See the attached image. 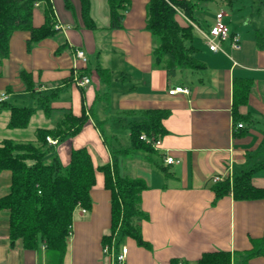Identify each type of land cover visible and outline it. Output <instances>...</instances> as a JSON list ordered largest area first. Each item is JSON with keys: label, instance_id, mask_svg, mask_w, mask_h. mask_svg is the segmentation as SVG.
<instances>
[{"label": "crops", "instance_id": "0c3cea01", "mask_svg": "<svg viewBox=\"0 0 264 264\" xmlns=\"http://www.w3.org/2000/svg\"><path fill=\"white\" fill-rule=\"evenodd\" d=\"M51 2L58 32L29 45L31 33L16 31L0 75V92H9L8 101L33 102L37 107L35 98L40 93L49 96L51 111L37 108L25 129L9 128L10 112L0 111V143L20 141L35 117H46L49 126L36 127L30 141L39 129L56 128L65 115L81 117L86 111L88 119L80 132L55 149L60 162L67 165L72 149L86 147L100 168L112 163L106 129L116 140L114 152L129 149L130 126L144 121L149 110H166L160 150L118 158L124 174L147 184L140 206L147 218L140 226L149 246L127 237L123 242L129 249L126 264H200L205 254L215 252L230 253L232 264H264V198L237 200L232 192L217 198L212 183L215 176L230 171L234 176L264 163V3L235 0L227 5L229 11H224L225 5L211 15L198 11L197 26L205 31L216 14L224 12L240 47L235 49L227 39L220 44L222 51L212 52L195 29L197 57L205 68L185 70L169 79L153 61L157 38L146 27L149 0H131L120 29L110 28L107 0H91L94 29L85 25L80 0H70L72 8L66 0ZM45 22V7L39 5L33 26L39 28ZM73 47L83 49L89 58L87 64L76 65L79 72L88 68L92 80L84 90L74 83ZM93 54L97 55L94 65ZM99 67L109 72L110 82L105 83ZM23 74L31 77L36 97ZM246 83L248 94L241 101L238 92L244 91ZM177 86L188 88L189 94L170 95L169 90ZM239 123L244 128L237 129ZM121 130L126 144L117 138ZM169 156L174 163H165ZM96 175L93 207L85 213L82 208L75 211L64 264H109L103 237L111 232L112 196L104 173L97 170ZM251 180L264 189V166L252 173ZM10 186L11 172L3 171L0 198ZM255 248L261 252L251 255ZM0 264H50L42 248L27 250L20 241L11 242L7 211L0 213Z\"/></svg>", "mask_w": 264, "mask_h": 264}, {"label": "trees", "instance_id": "16d2710c", "mask_svg": "<svg viewBox=\"0 0 264 264\" xmlns=\"http://www.w3.org/2000/svg\"><path fill=\"white\" fill-rule=\"evenodd\" d=\"M80 1L85 25L94 29L96 24L91 17V0ZM212 1L215 0H149L146 27L157 38L153 61L166 71L169 79L185 70L205 68L197 57V31L190 22L198 25L196 13L203 11L204 5ZM234 1L217 2L232 5ZM258 1L264 3V0ZM107 2L110 28H122L131 0ZM36 3L45 7L46 22L39 28L33 26ZM66 5L72 8L70 0H66ZM56 26L51 0H0V75L2 63L9 56L10 39L16 31H29V45H32L55 35L58 32ZM86 69L80 71L90 76ZM98 71L105 83L110 82L107 70L99 67ZM23 78L34 95L31 77L23 74ZM248 89V83L244 85V91L239 89L241 101L248 94ZM6 93L9 94L8 91ZM36 95L37 107L19 106L8 100L0 102V111L10 112L9 128H27L37 108L47 113L51 111L49 96ZM168 114L166 110L147 111L144 121L130 126L131 147L116 152L110 147L112 163L100 168L95 167L86 147L72 149L67 165L60 162L55 149L58 143L80 132L88 119L86 111L81 117L65 115L54 129H39L34 141L3 140L0 143V174L11 172V186L9 193L0 198V213L8 212L11 242L20 241L27 250L42 248L50 264H64L68 242L73 234L74 213L78 208L92 209L91 191L96 185L99 170L104 173L105 186L112 196V227L110 234L103 237V246L112 244L114 240L119 245L127 237L135 239L140 246H149L142 238L140 226V222L147 218L140 207L141 194L147 189V184L142 179L124 174L118 158L119 155L125 157L137 152H157L140 137L142 133H147L162 138L166 134L162 120ZM48 138L57 140V144H51ZM262 166L264 163L235 174L232 182L226 179L215 184L217 198L232 192L237 200L263 199L264 189L255 187L251 180L252 173ZM259 252L255 248L251 255ZM200 264H232V258L226 252L208 253L201 258Z\"/></svg>", "mask_w": 264, "mask_h": 264}, {"label": "built area", "instance_id": "2783aa9c", "mask_svg": "<svg viewBox=\"0 0 264 264\" xmlns=\"http://www.w3.org/2000/svg\"><path fill=\"white\" fill-rule=\"evenodd\" d=\"M40 3H36V7L39 6ZM225 14L224 12H219L215 16L214 23L208 28V30H202L200 29L196 24L190 22V24L197 29L201 35L203 36L205 43L207 44L208 48L212 52H218L222 51L221 43L226 41L227 39L232 40V46L235 49H238L240 47L239 45V39L237 35H232L229 29V26L226 24L224 20ZM72 56L73 60L75 62V70H74V83L77 87L81 89H85L87 86H89L92 83L91 77L88 74H84L82 72H79L77 70V64H87L89 62V58L86 54V52L78 47L72 48ZM170 95H176V94H189V89L182 86H177L169 90ZM9 94L6 92L0 93V102H4L8 100ZM244 128V125L239 123L237 124V129ZM141 140L144 141L146 144L154 148L155 150H160L162 145V138L158 137L155 134H147L142 133ZM48 141L56 145L57 140H54L52 138H48ZM175 160L173 157H166L165 163L166 164H172ZM229 179L231 182L233 181V173L230 171L226 175L223 176H215L212 178V183L217 184L219 182H223L224 180ZM83 212L85 213L86 210L83 209ZM129 249L126 244L121 243L119 245L116 244L115 240L110 245L103 246V253L105 256L109 259V264H126L127 256H128Z\"/></svg>", "mask_w": 264, "mask_h": 264}, {"label": "rangeland", "instance_id": "374dc122", "mask_svg": "<svg viewBox=\"0 0 264 264\" xmlns=\"http://www.w3.org/2000/svg\"><path fill=\"white\" fill-rule=\"evenodd\" d=\"M217 1L218 0H215V1H212V2L204 5L203 12H206L209 15L215 14L217 11H219L220 9H222V8H220L221 5H225V6H223L224 11H226V10L229 11V9H230L229 7L230 6H227L226 4H220ZM237 1L239 2L240 0H237ZM198 16H199V13H198ZM96 56H97L96 54L90 55V60H91V62H92L93 65L96 63ZM12 103L17 104L19 106H25V107H33L34 106L33 102H31V103L28 102V104H27V102L26 103L25 102H21L20 100H18L17 102L15 100H12ZM38 126H40V127L49 126V121L44 116L43 117H40V116L39 117H35V119L32 122L30 128L28 130L24 131V133L19 136L20 141H30L32 139V137H33V133L31 134V132H33V130L36 127H38ZM124 132L125 131H122V130L120 132H117V138L121 142H123L124 144H126L127 143V138L125 137ZM104 133H105L104 134L105 135L104 138L107 141V145L109 147H111L112 149H113V147H116L117 145H116V142H115L116 141L115 138H113L112 136L109 135V132H108L107 129L105 130ZM24 138L26 140H23Z\"/></svg>", "mask_w": 264, "mask_h": 264}]
</instances>
